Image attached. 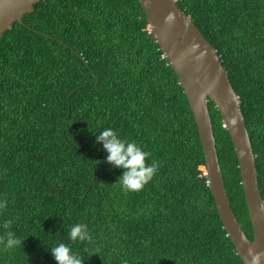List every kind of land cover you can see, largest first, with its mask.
I'll use <instances>...</instances> for the list:
<instances>
[{
	"label": "trees",
	"instance_id": "1",
	"mask_svg": "<svg viewBox=\"0 0 264 264\" xmlns=\"http://www.w3.org/2000/svg\"><path fill=\"white\" fill-rule=\"evenodd\" d=\"M216 48L241 101L264 201V0H173ZM0 39V236L23 243L0 264H244L205 175L188 99L139 0H42ZM208 108L230 205L254 238L239 162ZM106 128L160 162L139 192L117 182ZM12 220L10 229L3 224ZM85 224L91 242L70 239Z\"/></svg>",
	"mask_w": 264,
	"mask_h": 264
},
{
	"label": "water",
	"instance_id": "2",
	"mask_svg": "<svg viewBox=\"0 0 264 264\" xmlns=\"http://www.w3.org/2000/svg\"><path fill=\"white\" fill-rule=\"evenodd\" d=\"M42 0H0V39L15 23L24 25L25 15ZM150 32L159 44L188 99L193 112L206 165L209 189L227 236L242 262L250 258L247 249L264 252V203L258 181L256 159L237 96L216 48L173 0H139ZM209 101L218 109L239 162L254 238L249 239L238 221L227 196L214 136ZM246 237L242 240L241 237ZM264 264V259H262Z\"/></svg>",
	"mask_w": 264,
	"mask_h": 264
},
{
	"label": "clouds",
	"instance_id": "3",
	"mask_svg": "<svg viewBox=\"0 0 264 264\" xmlns=\"http://www.w3.org/2000/svg\"><path fill=\"white\" fill-rule=\"evenodd\" d=\"M96 142L102 143L103 149L108 153L106 161L113 167L124 170L117 182L125 191L139 192L143 190L160 167L159 161L152 160L151 163H148L150 152L144 151L135 141L120 138L117 132L111 128L101 131L96 136ZM7 205V200H0V210L7 208ZM259 212L264 213V203L259 206ZM12 223V220L5 221L3 228L10 229ZM70 239L73 242H91L93 237L90 235L87 225L75 224L70 229ZM241 239L246 240V237L242 236ZM22 243L23 241L10 230L4 236H0V246L3 251L14 249ZM50 251L57 264H83V260L73 253L70 246L64 243L52 247ZM247 256L250 259L245 261V264H262L264 252H257L254 248L249 247ZM123 264H127V261L125 260Z\"/></svg>",
	"mask_w": 264,
	"mask_h": 264
},
{
	"label": "built area",
	"instance_id": "4",
	"mask_svg": "<svg viewBox=\"0 0 264 264\" xmlns=\"http://www.w3.org/2000/svg\"><path fill=\"white\" fill-rule=\"evenodd\" d=\"M205 175H206V172H205Z\"/></svg>",
	"mask_w": 264,
	"mask_h": 264
}]
</instances>
